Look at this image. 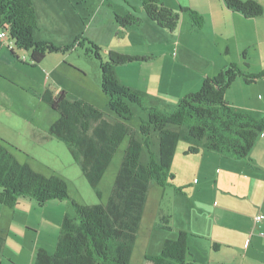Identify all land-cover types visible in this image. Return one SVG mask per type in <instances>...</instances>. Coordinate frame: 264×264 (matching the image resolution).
<instances>
[{
  "label": "rangeland",
  "instance_id": "374dc122",
  "mask_svg": "<svg viewBox=\"0 0 264 264\" xmlns=\"http://www.w3.org/2000/svg\"><path fill=\"white\" fill-rule=\"evenodd\" d=\"M167 1L172 3L171 0ZM181 1L183 5L179 2L175 10L181 11V7L205 10L201 13L208 22L203 29H196L187 13L181 14L182 21L176 35V31L171 33L166 30L163 34L156 27H143V19L140 17V28L132 31L131 37H126L128 31L118 24L119 29L114 30L113 17L123 16L126 11H134V6L141 9L142 0H34L40 23L35 40L51 42L61 47L72 46L78 40L87 39L100 47L104 60L108 58V52L115 49L127 55L148 56L152 60L121 65L117 67L116 72L122 84L146 91L158 99L169 93L166 79L174 81L171 86H176L175 82L182 76L186 82L190 76L194 78L198 70L203 73L220 67L221 71L226 65H230V62L238 64L249 73H258L264 69V15L245 19L240 13L229 10L223 0ZM260 1L264 7V0ZM220 8L224 11L225 20L222 26L218 23L217 27L210 18L212 11L219 14ZM141 14L147 16L145 12ZM181 32L183 38L179 40L177 36ZM19 53L21 59L15 58V62L7 56L0 62V138L13 145L12 152L20 163L30 165L34 171L46 177L58 176L65 180L69 187V202L74 200L89 206L106 204L111 197L129 138L120 145L101 180L99 189L102 198H99L84 177L80 166L73 160L68 147L55 137H50L49 130L59 119V114L42 100L45 88H55L54 79L63 86L69 98L88 101L103 110L111 120H115L117 116L111 111L109 99L101 87L100 61L87 56L85 48L79 45L65 55L50 54L43 63L37 65L31 62L29 52ZM245 53L249 66L244 65ZM189 54L194 56L191 60ZM24 57L28 58V62ZM215 64L216 67L213 66ZM200 88L191 87L188 90L185 86L178 98ZM228 100L235 109L263 118L264 81L247 85L242 78H238L229 90ZM168 101H173L172 95ZM168 101L162 100L157 103L156 108L164 110L162 107L171 105ZM258 102H262V105ZM149 108L148 103H145L144 107L132 105L134 117L128 124L136 131V139L139 141H142L139 128L141 122L148 119ZM188 146L187 142L179 143L177 150L180 157L175 158V168L172 169L175 180L172 184L163 188L153 182L151 186L130 264H144L147 253L159 255L162 247L158 237L173 232L175 234V230L179 229L190 232L197 229V233L201 235L199 240H192L193 248L198 249V264H264V237L261 236L260 229L254 228L255 208L252 207L248 212L249 216L245 217L246 224L239 216H232L229 220L225 214L221 215L215 211L222 207V199L213 193L207 195V185L204 184H216L214 179L217 180V175L225 170L224 166L216 164L213 158L226 157L210 151L190 155L197 165L196 176L193 178L179 168L181 153L188 149ZM151 150L158 161L159 139L156 135L153 136ZM141 162L145 165L150 162V154L145 146ZM225 174L227 172H223L220 179L226 178ZM202 185L204 189L201 191L199 189H202ZM257 188V197L262 198L264 188ZM177 189L182 190V197L177 195ZM197 194L206 195L200 202L202 209L187 208ZM175 196L178 198L174 202ZM30 202L21 204L16 213L13 209L0 205V236L5 240L2 252L0 251L1 264H34L32 252L36 254L39 242L47 249L52 247L53 253L56 249L60 228L51 211L53 202H49L50 205L46 208L39 206L34 200ZM214 202H217V205ZM174 203L177 206L174 207ZM70 209L74 214L73 207ZM24 214L25 216H22ZM168 214L172 215L171 225L174 231L161 227V216ZM250 224L252 227L248 231L247 226ZM255 229L258 230L256 235L253 238L250 236V242L247 244L250 248H244L247 231L252 232ZM222 231L232 232L231 236L227 237L232 244L217 251L212 247L210 233L216 232L220 236ZM222 237L225 238L223 235Z\"/></svg>",
  "mask_w": 264,
  "mask_h": 264
},
{
  "label": "trees",
  "instance_id": "16d2710c",
  "mask_svg": "<svg viewBox=\"0 0 264 264\" xmlns=\"http://www.w3.org/2000/svg\"><path fill=\"white\" fill-rule=\"evenodd\" d=\"M226 7L245 19L264 15V7L255 0H223ZM126 15H115V23L124 30L138 29L142 20L137 8ZM147 17L171 33L178 30L182 13H187L196 29H203L204 17L190 7L176 11L163 0H142ZM39 20L33 0H0V32L5 31L14 42L11 52L20 58L19 51L30 53L37 65L48 55H65L76 45L83 46L87 56L100 61L101 87L109 99L111 120L106 113L82 99H71L66 91L55 95L46 89L42 100L59 119L49 130L50 137L62 141L80 166L90 187L99 198V189L115 153L129 138L113 191L106 204L82 205L70 199L69 187L58 176L46 177L26 163H20L12 152L13 145L0 139V205L15 209L21 200H34L39 206L51 201L67 202L75 213L67 212L62 220L54 253L38 249L34 264H130L138 232L145 213L151 186L172 184L175 175L172 165L181 141L189 144L186 155L202 151L216 152L234 160H248L257 141L264 133V117L235 109L227 101V93L242 78L247 85L264 80V69L258 73L244 71L231 63L212 77H206L201 88L180 98L174 105L159 110L158 98L147 92L121 83L116 69L134 62H148V56H134L110 50L108 58L101 56L100 47L87 39L72 46H56L36 41ZM249 66L247 54L243 55ZM28 62V58L24 57ZM149 104L148 119L141 122L142 141L128 124L134 117L132 105ZM172 127H177L174 129ZM159 139V160L151 150L153 136ZM150 154V162L143 164V147ZM182 194L181 189H177ZM163 229L172 230V215L161 216ZM193 234L179 231L176 239H167L159 255L147 254L144 264H198L190 260L189 238ZM5 240L0 236V251ZM220 246L213 244L218 251Z\"/></svg>",
  "mask_w": 264,
  "mask_h": 264
},
{
  "label": "crops",
  "instance_id": "0c3cea01",
  "mask_svg": "<svg viewBox=\"0 0 264 264\" xmlns=\"http://www.w3.org/2000/svg\"><path fill=\"white\" fill-rule=\"evenodd\" d=\"M171 1H172V3L169 4L167 0H163V2L165 3L166 6H168L171 9H174V10H175V7L178 5L179 2H181V5H183L181 0H171ZM256 1L259 2L260 4H262V2L260 0H256ZM208 2H209V0H208ZM34 5H35L37 15H38V8H37L35 2H34ZM135 8H137V11H138L136 14L143 19V24H144L143 27H150V29L156 27V29L161 30V31L158 30L160 33L165 34V31H166L165 29L160 28L157 24H155V22L150 20L147 16H143L141 14L144 12L142 7H141V9H139V6L135 7ZM192 8H194L196 11H198L204 17V19H205L204 27H205L207 22H208L205 15L202 14L203 11H205V10H201L197 7H192ZM130 11H126V13H129ZM215 12L216 11H212V16H211L210 20L213 19V21L217 25V27L219 25L218 23H220V25L222 26V23L225 20L224 11L222 8H220V11H218L219 14H216ZM126 13H124V14L126 15ZM124 14H122V15H124ZM38 19H39V15H38ZM113 19H114V17H113ZM221 19L223 20L222 22H221ZM39 25H40V23H39ZM114 25H115L114 30L117 31L119 29V26L115 23V20H114ZM39 30H40V28L38 29V31ZM132 31H136V30H133V29L128 30L126 37L127 36L131 37L133 35ZM177 33H178V30L175 32L174 35H176ZM177 37L179 40H182V38H183L182 32L180 34H178ZM7 40H1L0 39V62H2L6 56L9 57V59L11 61L15 62V58H17V57L15 56L14 53L11 52V49H9L7 47L8 46ZM181 47L182 46L179 43V48L181 49ZM115 51H119V50L115 49ZM16 54H18L19 57L21 56V54L19 52H17ZM175 55H176V53H175ZM188 57H190V60H191V58L194 56H191L189 54ZM17 59H19V58H17ZM243 59H244V57H243ZM230 63H233V62H230ZM244 65H245V59H244ZM213 66L216 67V64ZM219 68L220 67H216V69H213L211 71H203V73L201 72V70H198L197 75L194 78L192 76H190L186 80V82H185L184 76H182V77H180V79H178L175 82L176 86L175 85L171 86V83L174 81L171 82L170 80L166 79L165 84H166V87L169 88V90H168L169 93H166V95H163V98L162 97L159 98L160 103L162 102V100L165 102H166V100L168 101V98L172 95L173 101H168V102H170L169 104H171V105L176 104L178 102V100L180 99V98H178V94H180L183 91L185 86L189 88L188 90H190L191 87L200 88V86H201L202 82L205 80V78L215 76L216 75L215 72H218ZM202 74H203V76H202ZM161 78L164 79L162 76H161ZM261 81H264V80H261ZM258 83H256V84H258ZM53 84L55 85L54 89H52L51 86H48L47 88L50 89L55 95H57L61 91H64L63 86L58 81L53 79ZM172 87H176V88H172ZM47 88H45V89H47ZM195 90L196 89H194V91ZM228 93H229V91H228ZM228 93H227L226 98H227V101L230 103V101L228 100ZM148 94H150V93H148ZM1 95H2V93L0 92V96ZM181 96H183V95H181ZM258 103L260 105H262V102H258ZM263 106H264V102H263ZM0 139L5 140L3 138H0ZM177 149H178V147H177ZM186 150L187 149H184V151H182V153H181V160H179L181 163V166L179 168L183 169L186 173L190 174L191 176H193V178H195V176H196L195 169H196L197 165L191 159L190 155H198V154L186 155L185 154ZM17 151H18V149H17ZM201 154H203V153H201ZM199 155H200V153H199ZM176 157H180V156H178V150H176V153H175L172 169L175 168L174 162H175ZM232 160L237 161V162L234 163V162H232ZM213 161L220 166H224V168H225L224 171H221L219 173V175H217L218 176L217 180L214 179V182L216 184H210V185L204 184V185H207L205 188V189H207V195L213 193L215 196L222 199V203H223L222 207L216 209L215 211L221 215L225 214L227 217H229V220L232 216H239V217L243 218V221L245 224H246V222L244 219H245V217L249 216L248 212H250V209H252V207L255 208V212H254L255 218L257 216H260V215L264 216V190L262 192V198L257 197V190H258L257 187L260 186V187L264 188V133L262 134V136L257 141V143H256L254 149L252 150L248 160H234V159H231L229 157H226V158L218 157V158H213ZM244 163H247V164H244ZM223 172H227V174H225L226 178L222 177L220 179V176ZM207 182H208V178H206L205 183H207ZM260 183H262V184H260ZM193 185H200V184H188V186H193ZM203 189H204V187L202 185V189H199V190L202 191ZM194 191H196V189ZM177 195H179V197L183 196L181 194H177ZM205 197H206V195H200V194L195 195L193 197V199L191 200V202L189 203L187 208H197V209L201 210L202 207L200 205V202L203 201L205 199ZM176 198H178V196H175L174 202H175ZM29 202H30V200H26V199L21 200L19 205L15 209H13L14 212L15 213L17 212V209L21 206V204L29 203ZM51 202H53V207L51 208V211L53 212L55 222L58 223L59 228H60L65 214L67 212H71V209H70L68 203H66V202H59V201H51ZM31 204H32V202H30L29 205H31ZM214 204L217 205V202H214ZM48 205H50V204L47 203L42 207L43 208L49 207ZM175 206H177V204L174 203V207ZM177 210H178V208H177ZM18 215H20V214H18ZM22 216H25V214ZM174 221L176 223V219H174ZM251 227H252V224L248 225L247 230L249 231L251 229ZM243 228L245 229V227H243ZM254 228H257L258 230L260 229L261 232L264 231V221L263 222H257L255 219L254 220ZM181 230L190 232L189 230H184V229H181ZM181 230L180 229L175 230V234H173L174 233L173 232V233L167 234V235H160L158 237V239L161 240L159 243L161 245V247H163V244L167 239H176L179 231H181ZM258 230L255 229V231H252V232L247 231L248 234H246L247 238L244 242V248H246V249L250 248V246L247 245L248 241L250 242L249 238H250V236H252V238H253L256 235L255 232H257ZM170 231H174L173 227H172V230H170ZM191 232H193L192 233L193 235L189 238V241H188L189 250H190V258L189 259L194 260V261L199 263L198 249L193 248L192 240H199L201 235H199L197 233V229H196V231H191ZM196 234H198V235H196ZM231 234H232V232L227 233V232L222 231L221 235L218 236L216 234V232H211L210 233V235L212 236L211 242H212V244L217 243L220 246L218 248V251H219L224 246H231V244H232L231 240L227 239V237H230ZM222 235L225 236V238H223ZM212 247H213V245H212ZM40 248L47 250L50 254L53 253L52 247H51V249H47L42 245V242H39L37 244V248H36L35 252H37V250ZM154 250H158V248H154ZM34 255H35V253L32 252L33 258H34ZM154 255H156V254H154ZM0 264H1V262H0Z\"/></svg>",
  "mask_w": 264,
  "mask_h": 264
},
{
  "label": "built area",
  "instance_id": "2783aa9c",
  "mask_svg": "<svg viewBox=\"0 0 264 264\" xmlns=\"http://www.w3.org/2000/svg\"><path fill=\"white\" fill-rule=\"evenodd\" d=\"M0 39L1 40H7V41H9V49H14L15 47V44H14V42L13 41H11L10 39H9V37H8V33L7 32H5V31H2V32H0ZM256 221L257 222H263L264 221V216H262V215H260V216H257L256 217ZM261 236L262 237H264V231H262L261 233Z\"/></svg>",
  "mask_w": 264,
  "mask_h": 264
}]
</instances>
